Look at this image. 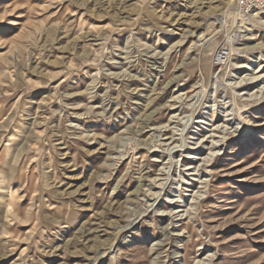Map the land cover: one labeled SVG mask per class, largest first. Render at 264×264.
<instances>
[{
	"label": "rangeland",
	"instance_id": "obj_1",
	"mask_svg": "<svg viewBox=\"0 0 264 264\" xmlns=\"http://www.w3.org/2000/svg\"><path fill=\"white\" fill-rule=\"evenodd\" d=\"M236 1L0 0V264H264V11Z\"/></svg>",
	"mask_w": 264,
	"mask_h": 264
},
{
	"label": "built area",
	"instance_id": "obj_2",
	"mask_svg": "<svg viewBox=\"0 0 264 264\" xmlns=\"http://www.w3.org/2000/svg\"><path fill=\"white\" fill-rule=\"evenodd\" d=\"M236 6L238 8V14L241 16L256 15L261 11H264V0H237ZM229 57V52L226 46L221 48L215 54V63L224 64Z\"/></svg>",
	"mask_w": 264,
	"mask_h": 264
}]
</instances>
